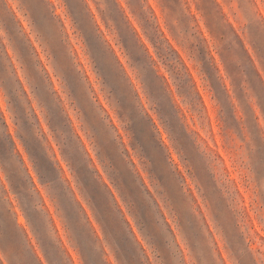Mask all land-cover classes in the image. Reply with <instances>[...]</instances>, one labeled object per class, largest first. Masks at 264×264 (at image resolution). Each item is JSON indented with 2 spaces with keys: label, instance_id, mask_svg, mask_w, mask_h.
<instances>
[{
  "label": "clouds",
  "instance_id": "1",
  "mask_svg": "<svg viewBox=\"0 0 264 264\" xmlns=\"http://www.w3.org/2000/svg\"><path fill=\"white\" fill-rule=\"evenodd\" d=\"M0 264H264V0H0Z\"/></svg>",
  "mask_w": 264,
  "mask_h": 264
}]
</instances>
